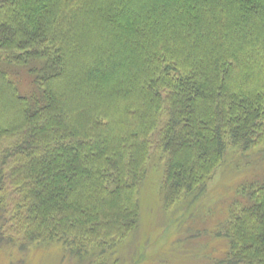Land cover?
<instances>
[{
	"label": "trees",
	"instance_id": "trees-1",
	"mask_svg": "<svg viewBox=\"0 0 264 264\" xmlns=\"http://www.w3.org/2000/svg\"><path fill=\"white\" fill-rule=\"evenodd\" d=\"M255 148L264 160V0H0V253L119 264L152 158L164 210L193 214L227 153ZM256 179L215 232L190 215L225 240L217 264H264Z\"/></svg>",
	"mask_w": 264,
	"mask_h": 264
},
{
	"label": "rangeland",
	"instance_id": "rangeland-1",
	"mask_svg": "<svg viewBox=\"0 0 264 264\" xmlns=\"http://www.w3.org/2000/svg\"><path fill=\"white\" fill-rule=\"evenodd\" d=\"M17 72H21L20 83L24 80L23 89L28 90L31 79L26 68ZM260 155L259 148L246 152L229 151L222 166L209 181L205 195L192 208L193 214L183 209V200L172 210H164L160 199L164 162H160L158 157L152 158L148 176L140 187L139 228L118 247L119 264H217L226 251L221 249L216 253L215 250L224 248L225 240L187 231L190 226L188 220L191 221L190 215H196L203 207L207 210V218L209 215L208 230L215 232L229 217L235 192L263 175L264 160ZM67 256L60 247L41 245L35 246L27 256L23 253L14 255L12 250L2 251L0 264H84Z\"/></svg>",
	"mask_w": 264,
	"mask_h": 264
}]
</instances>
